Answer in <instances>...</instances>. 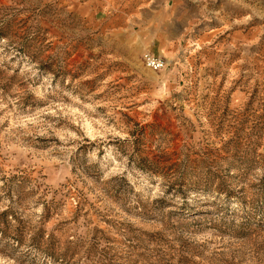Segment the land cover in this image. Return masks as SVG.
Instances as JSON below:
<instances>
[{
	"label": "rangeland",
	"instance_id": "obj_1",
	"mask_svg": "<svg viewBox=\"0 0 264 264\" xmlns=\"http://www.w3.org/2000/svg\"><path fill=\"white\" fill-rule=\"evenodd\" d=\"M104 3L0 0V264H264V0Z\"/></svg>",
	"mask_w": 264,
	"mask_h": 264
},
{
	"label": "built area",
	"instance_id": "obj_2",
	"mask_svg": "<svg viewBox=\"0 0 264 264\" xmlns=\"http://www.w3.org/2000/svg\"><path fill=\"white\" fill-rule=\"evenodd\" d=\"M144 64L146 68L153 71H160L164 67V62L162 59L160 60L149 55L144 56Z\"/></svg>",
	"mask_w": 264,
	"mask_h": 264
},
{
	"label": "crops",
	"instance_id": "obj_3",
	"mask_svg": "<svg viewBox=\"0 0 264 264\" xmlns=\"http://www.w3.org/2000/svg\"><path fill=\"white\" fill-rule=\"evenodd\" d=\"M105 3H104V7L106 8H116L117 6L114 4L115 0H103ZM112 2V3H111Z\"/></svg>",
	"mask_w": 264,
	"mask_h": 264
}]
</instances>
